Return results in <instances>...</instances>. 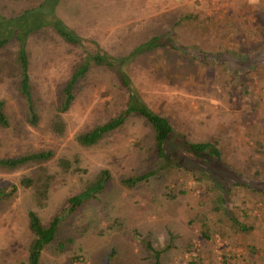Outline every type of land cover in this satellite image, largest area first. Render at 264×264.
I'll use <instances>...</instances> for the list:
<instances>
[{
	"label": "rangeland",
	"instance_id": "1",
	"mask_svg": "<svg viewBox=\"0 0 264 264\" xmlns=\"http://www.w3.org/2000/svg\"><path fill=\"white\" fill-rule=\"evenodd\" d=\"M37 1L0 0V15L15 18ZM54 13L46 12L45 18L53 14L76 35L96 42L104 53L129 59L124 70L141 100L169 120L181 141H217L231 169L226 175L235 183L243 179L261 189L264 63L250 68L245 58L264 61V0H59ZM4 32L0 28V36ZM151 41L143 52L136 51ZM17 49L14 40L0 49V100L9 120V127H0V159L48 150L54 157L44 164L0 168V187H17L0 203V264H26L33 240L30 211L48 224L101 170L110 173L106 188L63 221L58 241L66 244L64 252L49 246L40 264H70L75 254L83 255L87 264H106L111 252L113 264H151L152 253L132 239L133 229L149 236L158 249L169 245L170 235L174 236L162 264H222L229 255L244 261L233 264H264L260 190L253 193L232 185L231 211L252 227L251 232L235 234L222 210L214 211L220 194L213 182L204 178L198 182L172 167L173 155L159 174L127 188L123 178L154 169L147 162L154 150V133L143 118L130 115L90 148L75 140L127 113L129 95L115 69L90 63L75 88L73 104L61 116L64 131L60 134L53 126L60 90L88 52L66 43L52 28L30 36L28 73L39 117L32 126L19 88ZM40 166L51 180L47 199L38 205L34 191L22 180ZM203 221L215 226L209 239L201 235ZM249 245L256 247L254 256Z\"/></svg>",
	"mask_w": 264,
	"mask_h": 264
},
{
	"label": "trees",
	"instance_id": "2",
	"mask_svg": "<svg viewBox=\"0 0 264 264\" xmlns=\"http://www.w3.org/2000/svg\"><path fill=\"white\" fill-rule=\"evenodd\" d=\"M58 2L59 0H38L36 4L30 6L29 9L25 10L24 13L15 18L2 17L0 15V28L5 30V32L2 33V36H0V49L5 47L10 40L17 41L18 43L17 58L15 61L18 65L20 76V93L27 104V120L30 125L36 126L39 117L30 86L27 42L30 36L34 33H37L44 28H52L66 43L75 47H83L86 52H88L86 61L81 63L75 69L71 78L60 90L62 99L57 109L58 114L55 117L56 120L53 125L54 129L60 134L63 133L64 127L61 122V116L68 112L73 104L75 100V88L89 72L90 63L95 66L115 69L119 76L121 87H123L129 95V101L126 108L127 113H121L107 123L96 126L88 132L77 135L75 138L76 142L84 148L93 147L99 144L103 138L120 128L130 115H137L138 117L143 118L151 126L154 133L153 154L151 159H147L149 165L154 169L137 176L123 178L121 181L122 184L127 188H134L136 185L150 180L153 176L160 173L161 168L164 167V163H168V158L173 155L175 156V160L172 162V167L182 169L187 174L195 177L198 182H201L202 178L213 182V185H215L220 194L219 205L215 207L214 211L218 212L222 210L223 216L228 218L235 234L251 232L252 227L242 223L240 220L241 218L236 217L233 211H231L232 207L229 202L231 188L233 185L250 189L253 193H259L261 191L260 193L264 194V184L260 186L261 189H258L254 187L252 183L243 179L238 183H235L232 178L228 177L226 174L231 169H228L230 168L229 165L223 160V153L217 141L213 144L208 142L191 143L187 140L181 141L169 120L151 111L141 100L129 75L124 70L125 64L129 62L128 58H115L104 53L96 42L76 35L53 14L49 19L45 18L46 12L49 11V15L55 12V6ZM187 18L190 19V17ZM151 43L152 41L140 45L136 51L138 52L139 50L140 52H143ZM136 51L133 55L137 54ZM248 58L249 59L245 58V60L246 62H250V64H247L246 66L249 65L250 68L256 69L257 66L264 63L262 58H256V61H252L250 56H248ZM235 60L236 57L232 58V61L230 62H234ZM0 127H9V120L5 112V103L2 100H0ZM260 141L263 140L260 139ZM53 157L54 153L51 150H48L12 159H0V168L14 170L27 164H44L51 161ZM62 164H66V162H62ZM109 178V171L101 170L96 176L95 181L82 193L69 199L66 203V208L53 216L46 225L42 223L40 217L34 211L28 213L29 229L31 234H33V240L29 245L26 264H40L44 249L52 245H54L53 249L56 251L60 253L64 252L66 244L58 241L60 230L65 223H63V221L68 219L72 213H76L84 203L91 201L97 195L102 193L107 186ZM50 180L51 177L49 176L47 169L40 166L39 168L32 170L29 176L22 180V184L34 191L36 203L41 205L42 201H45L48 197ZM16 190V186H12L11 189L7 186L0 187V203L15 194ZM214 230H216L214 224L211 225L209 221H203L201 224L200 232L205 239H209L210 234H213ZM131 237L133 240L140 243L145 251L152 253V256L150 257L151 264H162L161 257L173 247L174 241V236L170 235L171 241L169 245L162 249H158L153 246L149 236L141 235L136 229L131 230ZM71 242L72 241H67V243ZM248 250L253 256L256 254V247L249 245ZM114 258L115 254L114 252H111L108 255L106 264H113ZM233 261H239L238 263L244 262L242 258L237 259L235 256L229 255L225 256V258L223 257L222 264H233ZM70 264H87L86 258L83 255L75 254L70 258ZM190 264L200 263L193 261Z\"/></svg>",
	"mask_w": 264,
	"mask_h": 264
}]
</instances>
